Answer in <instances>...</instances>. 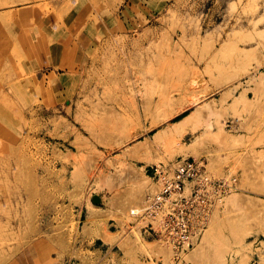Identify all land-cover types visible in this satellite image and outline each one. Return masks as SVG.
Listing matches in <instances>:
<instances>
[{"label": "rangeland", "instance_id": "obj_1", "mask_svg": "<svg viewBox=\"0 0 264 264\" xmlns=\"http://www.w3.org/2000/svg\"><path fill=\"white\" fill-rule=\"evenodd\" d=\"M187 157L189 250L264 264V0H0V264H193L128 214Z\"/></svg>", "mask_w": 264, "mask_h": 264}, {"label": "built area", "instance_id": "obj_2", "mask_svg": "<svg viewBox=\"0 0 264 264\" xmlns=\"http://www.w3.org/2000/svg\"><path fill=\"white\" fill-rule=\"evenodd\" d=\"M173 171L153 167V178L159 181L157 191L132 214L150 221L141 228L147 236L160 239L175 252L189 248L195 229L204 219L207 196L222 190L224 184L209 179L201 160L179 158Z\"/></svg>", "mask_w": 264, "mask_h": 264}, {"label": "bare ground", "instance_id": "obj_3", "mask_svg": "<svg viewBox=\"0 0 264 264\" xmlns=\"http://www.w3.org/2000/svg\"><path fill=\"white\" fill-rule=\"evenodd\" d=\"M170 93H172V91H169V92H167V93H162V94H160L159 95V97H158V99H157V103H153L152 105H151V107L152 106H157L158 105V103H160V102H162V101H168V97L170 96V95H172V94H170ZM170 94V95H169ZM148 101H156V100H154V98H151V99H149ZM150 107V106H149ZM173 113H174V111H170V112H168L167 114H166V117H168V116H171V115H173ZM193 113V112H192ZM192 113H189V114H186V115H184L183 117H181L179 120H177L176 122H174L173 123V125L171 126V131H181V132H184L187 128H188V125H189V121H190V119H191V117H192ZM184 155H188L189 153H191L190 152V150H183V151H181ZM194 159H197V158H194ZM197 160H199V158L197 159ZM172 164V163H171ZM152 167V166H151ZM153 181V180H152ZM155 187H156V185H154ZM155 187H152L150 190H151V193H154L155 192ZM150 193V194H151ZM238 195H236V194H232V195H230L229 196V202L230 203H232V202H235V201H237L238 202V204L240 203V204H243V202H244V200H239V197H237ZM224 198V197H223ZM228 202V200H227V203H229ZM236 202V203H237ZM236 203H235V205H236ZM216 204H219L218 202L216 203ZM234 204V203H233ZM238 206V205H237ZM137 208L138 207H136V208H129L128 209V214H134L135 212H136V210H137ZM212 212V211H211ZM210 216H212V217H210V218H212L211 219V221H210V225L208 226L209 227V230L211 229V228H213V226L216 224V222H217V217H218V213H217V211L216 210H214V212H213V214L212 213H210L209 214ZM209 217V216H208ZM209 221H208V224H209ZM204 232V231H203ZM203 232H201V234L203 233ZM209 232H211V231H209ZM208 232V233H209ZM200 232L198 233V234H196V235H194L193 236V238H192V243L194 244L195 243V241L198 239V238H200ZM206 235H209V234H207V233H204L203 234V239L202 240H204L205 238H208V236L206 237ZM209 237H211V236H209ZM154 239V238H153ZM209 239V238H208ZM207 239V241H209ZM206 241V240H205ZM201 242V241H200ZM202 243V242H201ZM203 243H204V245H205V242L203 241ZM202 243V244H203ZM164 244V243H163ZM165 246V248L167 249V251H170V254H171V249L168 247V245H164ZM206 246L207 245H205V248H204V246L203 245H201V244H199V245H197L195 248H193L192 250H189V248L187 249L188 251L187 252H189L188 253V256L187 257H189V258H186V259H188V260H190L191 262H193V264H201L200 262H199V259L201 258H204V257H207L208 255H211L212 254V252H211V250L208 252V250L206 249ZM207 248H209L208 246H207ZM214 248H216L215 250H217V248L218 247H214ZM219 249V248H218ZM214 250V249H213ZM212 250V251H213ZM214 250V251H215ZM220 250V249H219ZM182 252V251H181ZM211 252V253H210ZM220 252H223V250L221 249V251ZM219 251H215V252H213L214 254L213 255H215V257L217 258L218 257V253H220ZM209 253V254H208ZM225 253V252H224ZM217 255V256H216ZM214 257V256H213ZM212 257L210 256V258L209 259H211ZM201 259H200V261H201ZM208 259V257L206 258V262L208 263V262H210V261H212V260H210V261H207V260H209ZM213 260H214V258H212ZM205 260V259H204ZM218 260H220V259H218ZM202 261H203V259H202ZM214 261H216V260H214ZM206 262H205V264H206ZM213 262V261H212ZM212 262H211V264H212ZM217 262V261H216ZM204 263V262H203ZM214 264H216V263H214Z\"/></svg>", "mask_w": 264, "mask_h": 264}]
</instances>
